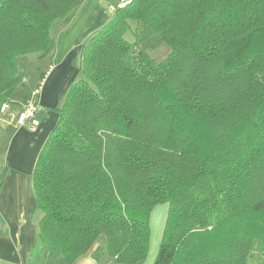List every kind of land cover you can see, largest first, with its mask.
Here are the masks:
<instances>
[{
    "label": "trees",
    "instance_id": "16d2710c",
    "mask_svg": "<svg viewBox=\"0 0 264 264\" xmlns=\"http://www.w3.org/2000/svg\"><path fill=\"white\" fill-rule=\"evenodd\" d=\"M125 1L83 46L36 161L26 264H74L93 248L99 264H140L160 203L153 264H264V0ZM84 2L0 0L7 118L22 112L7 91L28 56H53L51 27Z\"/></svg>",
    "mask_w": 264,
    "mask_h": 264
},
{
    "label": "crops",
    "instance_id": "0c3cea01",
    "mask_svg": "<svg viewBox=\"0 0 264 264\" xmlns=\"http://www.w3.org/2000/svg\"><path fill=\"white\" fill-rule=\"evenodd\" d=\"M91 2L85 0L67 25L59 23L54 35L59 40L56 52L42 59L48 61L39 71L36 72L33 66L27 74V80L34 78L35 81L31 85L32 95L24 105L20 103V111L30 104L35 105L34 119L38 124L32 128L30 120L20 123L17 114L0 124V133L7 134L6 147L1 153V169L6 164L7 171L0 189V230H3L0 234V264H26L38 241V216L32 188L36 161L58 123L57 109L62 106L78 75L83 46L110 20L116 5L113 0ZM81 10L86 11L88 17L78 21L76 16ZM75 24L77 34L73 37L69 29ZM64 34H67L65 39ZM94 250L88 251L74 264H99Z\"/></svg>",
    "mask_w": 264,
    "mask_h": 264
},
{
    "label": "rangeland",
    "instance_id": "374dc122",
    "mask_svg": "<svg viewBox=\"0 0 264 264\" xmlns=\"http://www.w3.org/2000/svg\"><path fill=\"white\" fill-rule=\"evenodd\" d=\"M91 1L93 2L94 0H91ZM113 2L120 5L122 0H113ZM115 7H116V5L113 8H115ZM88 12L91 13V11H88ZM87 17L88 16H86V11L81 10L78 13V15L76 16V20L82 21L84 18H87ZM59 23L62 24V22L56 21L53 24V26L51 27V33L53 36L55 35V32L58 30ZM76 25L77 24H75L73 27H71L69 29V32H70L71 36H73V37H75V35L77 34V32H75V30H76L75 26ZM66 37H67V34L66 35L64 34L63 39H65ZM34 58H35L34 55L28 56V59L26 61V63H29V67L27 68V74L33 70V69L30 70L33 66H35L36 72L39 71L40 68L46 64V61H48V59H46V60H37V59L33 60ZM31 60H33V61L30 63ZM39 64H41V65H39ZM34 81H35L34 78H30L27 80V76H26L23 83L8 89L7 96L9 97V99L16 100L19 103L24 105L26 100L32 95V91H33L32 88L33 87L31 85L34 84ZM9 109H10V107L8 105H4L2 107V111L0 113V124L4 121V119H7ZM10 112H11V117L14 114H17L19 116L18 111L13 110ZM6 143H7V134L6 133H0V170H1V166L3 165L1 153L4 151V148L6 147ZM168 213H169V204L168 203H160V204L156 205L154 207V209L152 210V213L150 216L151 235H150L149 252H148L146 259L144 261L140 262V264H153V262L155 261V258L158 255L160 244L163 240V235H164V230L166 227ZM105 244H106V240L104 238L102 240H100L101 246L105 247ZM39 264H42V263H39Z\"/></svg>",
    "mask_w": 264,
    "mask_h": 264
},
{
    "label": "built area",
    "instance_id": "2783aa9c",
    "mask_svg": "<svg viewBox=\"0 0 264 264\" xmlns=\"http://www.w3.org/2000/svg\"><path fill=\"white\" fill-rule=\"evenodd\" d=\"M126 4L127 2L125 0H122L119 6H125ZM35 108L36 106L33 104L28 105V107L19 114L18 121L20 123H23L26 120H30L32 128H34L38 124V121L34 119ZM12 117H15V115H13Z\"/></svg>",
    "mask_w": 264,
    "mask_h": 264
}]
</instances>
